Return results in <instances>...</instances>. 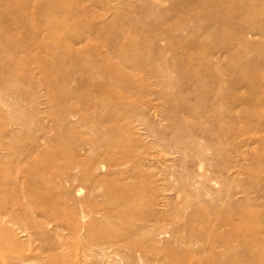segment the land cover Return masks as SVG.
<instances>
[{
  "label": "rangeland",
  "instance_id": "rangeland-1",
  "mask_svg": "<svg viewBox=\"0 0 264 264\" xmlns=\"http://www.w3.org/2000/svg\"><path fill=\"white\" fill-rule=\"evenodd\" d=\"M0 264H264V0H0Z\"/></svg>",
  "mask_w": 264,
  "mask_h": 264
}]
</instances>
